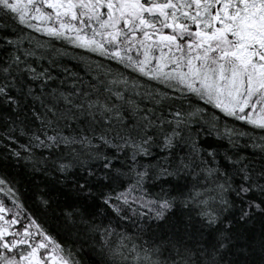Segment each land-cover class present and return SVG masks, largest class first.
<instances>
[{
  "label": "snow or ice",
  "instance_id": "snow-or-ice-1",
  "mask_svg": "<svg viewBox=\"0 0 264 264\" xmlns=\"http://www.w3.org/2000/svg\"><path fill=\"white\" fill-rule=\"evenodd\" d=\"M0 264H264V0H0Z\"/></svg>",
  "mask_w": 264,
  "mask_h": 264
}]
</instances>
